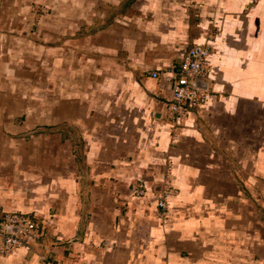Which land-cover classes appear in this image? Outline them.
<instances>
[{
    "label": "crops",
    "instance_id": "obj_1",
    "mask_svg": "<svg viewBox=\"0 0 264 264\" xmlns=\"http://www.w3.org/2000/svg\"><path fill=\"white\" fill-rule=\"evenodd\" d=\"M250 1L0 0V210L46 223L0 264H264ZM203 43L207 99L176 124L165 77Z\"/></svg>",
    "mask_w": 264,
    "mask_h": 264
},
{
    "label": "built area",
    "instance_id": "obj_2",
    "mask_svg": "<svg viewBox=\"0 0 264 264\" xmlns=\"http://www.w3.org/2000/svg\"><path fill=\"white\" fill-rule=\"evenodd\" d=\"M211 46L208 43L191 45L179 67L178 74L165 77L171 87V100L167 111L175 123L185 117L189 110L204 106L208 95L210 73L209 56ZM154 79L161 78V72H152ZM204 80V81H203ZM205 86L202 88L200 84ZM179 121V122H180ZM164 198H159V207H165ZM46 223L36 216L21 212L0 210V254L10 255L20 249L31 252L37 241L45 234Z\"/></svg>",
    "mask_w": 264,
    "mask_h": 264
},
{
    "label": "rangeland",
    "instance_id": "obj_3",
    "mask_svg": "<svg viewBox=\"0 0 264 264\" xmlns=\"http://www.w3.org/2000/svg\"><path fill=\"white\" fill-rule=\"evenodd\" d=\"M260 1H263L264 2V0H251L250 1V3H251V5H250V7L251 6H255V5H258L259 4V2ZM211 46V45H210ZM211 51H212V48H211ZM210 69H211V67H210ZM210 73H211V70H210ZM210 73L208 74V77H206L205 78V81H204V83H206V82H208V80H209V76H210ZM207 79V80H206ZM201 84V83H200ZM206 102V101H205ZM200 108H202V107H200ZM200 108H196V109H200ZM193 110H195V109H193ZM192 111V110H191ZM191 111L189 110V113L188 114H190L191 113ZM187 114V115H188ZM186 115V116H187ZM145 192V189H143V187L142 188H139L136 192H135V195H138V196H141L143 193ZM165 199V198H164ZM164 203H166L165 202V200L163 201ZM157 208H161V207H159V200L157 201ZM166 208V207H165ZM163 209V208H161V211H162V216H163V214L165 215V213L167 212L166 210L167 209ZM166 216H164V218L163 219H167V218H165ZM163 222H164V220H163ZM2 255H4V257L5 256H7V255H5V254H2Z\"/></svg>",
    "mask_w": 264,
    "mask_h": 264
},
{
    "label": "bare ground",
    "instance_id": "obj_4",
    "mask_svg": "<svg viewBox=\"0 0 264 264\" xmlns=\"http://www.w3.org/2000/svg\"><path fill=\"white\" fill-rule=\"evenodd\" d=\"M174 73V72H173ZM207 80V79H206ZM167 114V113H166ZM170 125V124H169ZM170 127V126H169ZM172 130V129H171ZM174 130V129H173ZM177 135V134H176ZM166 182V181H165ZM167 185V184H166ZM165 187V186H164ZM135 188V187H134ZM167 188V187H166ZM137 189V188H136ZM144 189V188H143ZM168 190V189H167ZM171 192V191H170ZM173 193V192H172ZM168 195V194H167ZM172 196V195H171ZM165 208V207H164ZM166 209V208H165ZM37 217V216H36ZM42 220V219H41Z\"/></svg>",
    "mask_w": 264,
    "mask_h": 264
},
{
    "label": "water",
    "instance_id": "obj_5",
    "mask_svg": "<svg viewBox=\"0 0 264 264\" xmlns=\"http://www.w3.org/2000/svg\"><path fill=\"white\" fill-rule=\"evenodd\" d=\"M197 85H200L202 88H205V86L201 85V84H197Z\"/></svg>",
    "mask_w": 264,
    "mask_h": 264
}]
</instances>
